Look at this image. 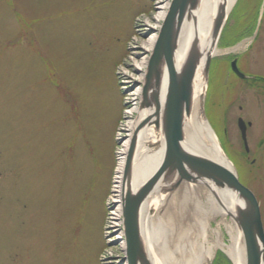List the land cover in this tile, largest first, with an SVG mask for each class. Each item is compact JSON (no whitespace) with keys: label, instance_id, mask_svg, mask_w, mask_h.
I'll return each mask as SVG.
<instances>
[{"label":"rangeland","instance_id":"rangeland-1","mask_svg":"<svg viewBox=\"0 0 264 264\" xmlns=\"http://www.w3.org/2000/svg\"><path fill=\"white\" fill-rule=\"evenodd\" d=\"M161 1L0 0V264H100L103 250L102 264H127L125 238L111 241L118 153L140 108L132 94L144 79L134 63L159 35L150 26ZM248 1H237L233 22ZM219 81L209 72L204 114L255 194L256 173L240 155V113L214 105ZM204 186L184 180L153 196L164 200L145 231L155 259L186 264L187 240L230 243L232 216L210 215ZM210 264L233 263L216 249Z\"/></svg>","mask_w":264,"mask_h":264},{"label":"water","instance_id":"water-1","mask_svg":"<svg viewBox=\"0 0 264 264\" xmlns=\"http://www.w3.org/2000/svg\"><path fill=\"white\" fill-rule=\"evenodd\" d=\"M197 0H172L147 65L142 85L140 108L151 109V113L134 128L125 159L123 171L122 208L124 215L126 258L128 264H152L147 256L140 231L141 210L145 200L155 193L160 182H167L163 191L175 190L184 181H212L219 187L229 188L244 200L238 209L237 222L245 241L246 264H264V227L255 194L244 185L237 173L203 155L184 149V119L191 111L193 80L199 55L191 51L185 66L177 72L174 64L176 34L190 7ZM223 10L215 23V45L217 46L223 27L230 13ZM213 55L207 57L204 71L209 77ZM169 69V84L166 96L161 101L159 87L162 65ZM238 71V70H237ZM162 125L165 139V156L159 167L137 189L126 187L133 175L139 141L146 127ZM244 132V123L239 120ZM176 177V178H175ZM173 179V180H172Z\"/></svg>","mask_w":264,"mask_h":264},{"label":"bare ground","instance_id":"bare-ground-1","mask_svg":"<svg viewBox=\"0 0 264 264\" xmlns=\"http://www.w3.org/2000/svg\"><path fill=\"white\" fill-rule=\"evenodd\" d=\"M171 0H162V5L159 6L163 9L158 12L155 17L156 25H151L150 29L158 30L162 26L168 10L170 8ZM237 0H197L194 7H190L185 15V18L178 28L176 34V50L174 53V64L177 72H180L185 66L187 59L191 51H196L199 55L197 63V69L193 80V97L191 102V111L184 119V139L181 146L191 152L208 157L217 163L224 165L230 170L236 173L233 163L227 157L224 152L217 135L211 127L209 121L204 114V101L207 91V76L204 71V65L207 57L210 55L219 54L222 50L218 49L215 45V23L218 15L223 11L229 12ZM158 38V33L152 34L148 41L144 42L141 46L140 55H145L140 60H136L134 63V70L140 72V78L145 80L146 69L150 56L148 53L153 51L155 43ZM159 87L161 101L164 100L168 84H169V69L166 63L162 65V76ZM137 83H141V79L135 80ZM143 87H139L132 95H138L136 99H139L142 93ZM137 116L134 120L129 121L128 131L132 133L139 123L150 115L151 109L147 108H135ZM154 128V129H153ZM131 134H124V137H128L127 141L123 143L122 150L118 153L117 175L115 191L113 195V202L118 204L116 211L112 212L115 217L114 226L112 227L111 241L113 243L124 240L125 234L119 222L124 225V215L122 208V191H123V171L125 166V159L127 150L129 147V138ZM142 137L139 141L137 157L134 162L133 175L130 182L125 184L126 187L132 190L137 189L161 164L165 154V139L162 132V125L158 128L155 126L146 127L142 132ZM151 148H154L151 150ZM122 154V155H121ZM204 187L208 189V198L211 200L209 211L210 215H222L232 216L231 222V240L229 244L223 241H218L211 246L199 244H191L188 241V246L185 244V248L189 253L186 264H210V260L216 249H221L229 257L233 264H246V250L245 241L241 228L237 222L238 209L243 206L244 200L239 194L229 188H223L215 185L212 181H203ZM167 182H160V186L155 190L153 195H150L142 205L140 231L143 241L145 239L146 226L149 221V213L155 203L159 205L164 203V200L158 196H153L158 192H163L164 186ZM188 188H185L184 195L188 193ZM118 192V193H117ZM160 200V203L158 202ZM152 204V205H151ZM207 209V210H208ZM208 212V211H206ZM125 230V228H124ZM125 242L122 241V243ZM112 243V244H113ZM111 244V245H112ZM145 244V241H144ZM126 245V243L124 244ZM146 246V245H145ZM147 256L152 264H171L167 261L160 260L154 257L151 249V243L145 247ZM119 260H116L118 262ZM128 264V262H127Z\"/></svg>","mask_w":264,"mask_h":264},{"label":"flooded vegetation","instance_id":"flooded-vegetation-1","mask_svg":"<svg viewBox=\"0 0 264 264\" xmlns=\"http://www.w3.org/2000/svg\"><path fill=\"white\" fill-rule=\"evenodd\" d=\"M219 46L223 52L211 62V73L221 78L214 105L217 111L237 107V121L244 122L240 155L256 173L264 226V0H249L235 22L229 17Z\"/></svg>","mask_w":264,"mask_h":264}]
</instances>
